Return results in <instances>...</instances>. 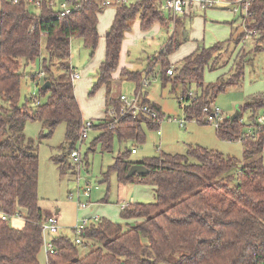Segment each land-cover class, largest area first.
I'll list each match as a JSON object with an SVG mask.
<instances>
[{
    "label": "trees",
    "instance_id": "16d2710c",
    "mask_svg": "<svg viewBox=\"0 0 264 264\" xmlns=\"http://www.w3.org/2000/svg\"><path fill=\"white\" fill-rule=\"evenodd\" d=\"M104 9L100 0H86L69 15L59 17L46 2L36 9L22 0H0V216L11 217L21 211L23 219V225L16 228L0 218V264H40L41 225L46 216L38 205L35 146L26 141L22 130L28 121H38L45 129L42 138H48L64 123L65 143L53 161L60 175L70 168L68 155L84 122L70 78V40L78 38L94 50L99 39L97 14ZM252 12L245 27L259 31L258 38L264 42V0H255ZM136 18L141 30L155 24L167 28L173 23L175 29L181 26L180 17L166 19L153 0H136L117 8L105 35V58L95 72L90 95L102 87L107 94L117 71L120 78L134 83L137 93L143 78L153 77L158 64L161 85L169 83L172 93L178 90L179 97L188 101L183 110L185 119L206 124L201 121L202 109L211 105L216 95L242 83L246 55L235 57L229 73H221L215 82L205 84L204 74L226 67L232 57L222 55L231 56L240 39L230 38L208 48L198 44L168 76V56L181 40L174 31L142 75L119 69L123 36ZM35 64L37 73H25V67ZM39 71L44 72L41 85L36 82ZM25 76L36 82V97H21ZM46 82L50 87L42 90ZM192 88L195 97L190 99ZM141 103L160 114L145 92ZM110 107L118 122L112 129L107 128L109 120L105 116L95 123L94 129L100 134L87 152L94 151L97 143L110 152L114 138L142 144L143 128L158 126L145 115H121L119 96H107L104 115ZM260 108L264 111V94L249 97L240 112L251 110L249 118L254 119ZM254 126L255 122H240L239 114L224 119L215 131L219 139L232 142ZM241 142L243 163L199 146H189L181 155L162 154L140 161L128 157L135 148L124 149L103 174L104 179L114 173L119 184L151 186L155 201L125 205L119 212L123 225L101 218L87 227L81 234L86 239L83 245L92 243L93 247L83 256L78 248L83 245H77L74 238L52 236L55 254L46 256V264H264V127L256 130L255 138H243ZM137 163L148 172L126 177Z\"/></svg>",
    "mask_w": 264,
    "mask_h": 264
},
{
    "label": "rangeland",
    "instance_id": "374dc122",
    "mask_svg": "<svg viewBox=\"0 0 264 264\" xmlns=\"http://www.w3.org/2000/svg\"><path fill=\"white\" fill-rule=\"evenodd\" d=\"M105 11L112 14L109 20L103 18L107 15V13L103 14ZM98 14L99 25H97V32L99 39L95 49L86 48L78 38L70 40L69 48L71 67L81 76L79 80L73 81L74 94L81 110L83 112L89 111L95 112V114H104L107 96L115 98L120 94H124L132 97L135 93V85L132 81L120 78L119 71H117L113 74L114 80L107 94L105 90H98L90 95L91 87L95 81V72L100 62L104 60V35L113 20V11H109L108 8ZM101 14L103 16H100ZM162 14L166 19L170 18L167 11L162 10ZM178 17L181 18L183 24L176 29L172 23L167 28L155 24L147 30L140 29V21L136 18L122 39L119 69L125 68L130 72H140L144 75L149 61L157 57L169 37L176 31L179 35L178 39L181 40L177 49L168 56L169 63L173 65L171 69H173L174 66H179L180 61L192 53L198 44L208 48L217 42L227 40L229 37V26L223 23L224 21H232L234 27H238L240 24L237 16L220 8H196L191 18ZM254 44L257 45L256 43ZM232 48L233 45L230 46V49ZM260 48L263 49L260 51L252 49V47L236 48L232 51L231 56L223 53L222 57H232L228 65L215 72H205L204 74L205 84L215 82L220 72L229 73L235 57L240 56V53L246 55L242 83L236 87H229L224 92L216 95L211 103L224 116L240 114V121L244 124L256 122L258 117L264 115L262 108L256 110L254 119L249 118L252 114L251 110L240 112V107L249 97L264 94V42H262ZM20 69L22 70L23 67L21 66ZM24 71L28 74L37 73L38 65L25 67ZM159 71L160 66L157 64L154 67V76L150 77V83L143 87V91L148 94V100L160 109L161 114L159 115L160 122L158 126L153 129L143 128L145 141L142 144L132 141L123 142L114 138L110 152L104 151L100 143L94 146V151L87 152L95 137V132L92 130L81 145H74V148L79 150L82 161L76 177L70 173V168L63 175H60L58 166L53 161V157L59 154L58 148L65 143V124H59L48 138H42L41 136L42 132L45 131L42 123L28 121L24 125L22 133L26 141L35 146V152L38 157V205L44 216L55 215L57 217L60 227L58 235L74 238L75 233L72 231V227L78 219L84 216L98 215L101 218L123 225L125 221L119 217L121 201L129 202V199H132L133 203H151L155 201L151 186L119 184L114 173L104 179L103 174L107 172L114 163L116 156L124 149L135 148L137 153L129 154L128 157L130 160L138 161L158 157L162 154L181 155L186 152L187 147L199 146L217 151L223 156L234 157L243 163L244 145L241 140L232 142L221 140L216 136L213 124H199L194 120H186L182 109L184 103L177 99L180 98L178 90L172 93L169 83L166 86H162ZM43 80L44 78L38 75L36 82L41 85ZM36 82L27 76L22 78L20 91L22 98L36 97L38 95ZM190 91L194 93L196 90L192 88ZM100 119L96 118L90 121L98 123ZM179 120H183V126L179 125ZM157 130L161 133L160 137L156 134ZM157 147L160 148V151H157ZM77 178L78 187L90 186L89 196H81L79 200L76 197ZM70 193H72L71 198L69 197ZM105 200H107L106 203H104ZM79 201L88 204V208L79 210ZM8 224L19 228L23 225V219L11 218ZM92 247V243L79 246L80 256L85 255ZM38 259L40 264H46V255L43 250L40 252Z\"/></svg>",
    "mask_w": 264,
    "mask_h": 264
},
{
    "label": "built area",
    "instance_id": "2783aa9c",
    "mask_svg": "<svg viewBox=\"0 0 264 264\" xmlns=\"http://www.w3.org/2000/svg\"><path fill=\"white\" fill-rule=\"evenodd\" d=\"M13 3H16L21 0H9ZM27 3L32 8L39 9L40 5L43 2L48 3L50 7H52L58 14L59 17H64L69 15L74 9L79 8L81 2L86 0H22ZM103 7H114L119 8L129 3H132L136 0H100ZM159 4L160 10H165L169 13L171 18H176L178 16H184L187 11L193 10L194 8L198 9H213L217 7H221L223 10L230 11L233 15L237 16L240 20V27L243 28V33L240 36V43L242 46L251 43H258L259 31L255 29H247L245 27V23L248 19H250L253 15L252 5L255 0H153ZM31 31H33V27H31ZM167 75H173V69L167 70ZM44 72L39 73V77H43ZM70 78L72 81L79 78V74L70 73ZM150 77L143 78L142 87L137 92L134 93L132 97H128L124 94L119 95V102L121 103V115H125L127 113H131L134 117L139 118L141 115H145L147 118H150L153 122L159 124L160 117L158 113L150 107L148 104L141 103L143 87L147 86L150 83ZM188 97L193 99L195 97L194 93L190 91L188 93ZM182 103V109L184 110L185 106L188 104V101L185 98H179ZM202 122L206 124H213L215 128H218L222 121L231 116H224L223 113L212 105L206 106L202 109ZM105 117L108 118V129H112L119 120V117L115 114V111L112 107L108 108L106 111ZM198 123L197 119H193ZM241 122V121H240ZM183 120H179V125L183 126ZM254 128H247L244 135L240 138L248 139L255 138L256 130L264 127V115L260 116L256 119ZM95 123L90 120H85L81 127L78 140L75 144L81 145L87 138L89 133L94 130ZM157 135H160V131L157 130ZM264 150V148H263ZM132 154L136 153L135 149L131 150ZM69 165H70V173L75 177L79 171V167L82 163L81 156L79 150L73 148L68 155ZM90 193V186L86 185L84 188L78 187V178H77V190L76 197L77 200L83 197H88ZM70 198L72 197V193H70ZM88 204L81 203L79 201L78 209L85 210L88 208ZM125 206V205H124ZM122 206V208L124 207ZM0 218L3 221H8L11 218H21L22 212L16 211L11 217L1 215ZM101 217L98 215H92L89 217H82L77 220L76 224L72 227V231L75 233L74 241L77 245H83L86 241L84 237H82V232L89 227L91 224L98 223ZM60 227L58 225V220L55 215L46 216L41 225L42 230V239H43V251L46 256L55 254L54 245L51 241L52 236L58 235Z\"/></svg>",
    "mask_w": 264,
    "mask_h": 264
},
{
    "label": "crops",
    "instance_id": "0c3cea01",
    "mask_svg": "<svg viewBox=\"0 0 264 264\" xmlns=\"http://www.w3.org/2000/svg\"><path fill=\"white\" fill-rule=\"evenodd\" d=\"M222 9L221 7H217V8H213V9ZM108 10L109 11H113V17H114V15H115V11H116V8H114V7H108ZM195 10H196V8H194L193 10H189V11H187L186 12V14L183 16V17H185V18H191L193 15H194V13H195ZM105 13H107V15H105L103 18L104 19H106V20H109V18L112 16V14L110 13H108V12H104L103 14H105ZM103 14H101L100 16H103ZM98 16H99V14H97V18H98ZM182 22V21H181ZM223 23H226L228 26H229V37L227 38V40H229L230 38H232L233 37V35H234V33L237 31V29L240 27V25L238 26V27H234V25L232 24L233 22L231 21V22H227V20L226 21H224ZM183 24V22L181 23V25ZM97 25H99V23L97 24ZM236 30V31H235ZM235 31V32H234ZM99 35V34H98ZM105 35H106V32H105ZM105 35H104V47H105ZM227 40H225V41H227ZM259 40V39H258ZM222 42H224V41H222ZM218 43V42H217ZM258 45V46H257ZM257 45H255L254 43H251V44H249V45H247V46H242L241 45V43L238 45V49H243V48H246V47H249V48H251L252 47V49H256V50H260L261 51V49H263V48H260L261 46H262V41H258V43H257ZM254 46V47H253ZM257 46V47H256ZM259 47V48H258ZM249 51V50H248ZM250 51H251V49H250ZM191 54V53H190ZM189 55V54H188ZM187 55V56H188ZM257 56H259L258 54H257ZM186 57V56H185ZM248 57V56H247ZM71 58V57H70ZM104 58H105V54H104ZM101 63V62H100ZM100 65V64H99ZM171 65V68L173 67V65L172 64H170ZM70 66H71V64H70ZM176 66H174V68H175ZM173 68V69H174ZM71 72H73V73H77V72H75V69L73 68V67H71ZM225 71H223V72H220V74L221 73H224ZM77 74H79V73H77ZM220 74H218V76L220 75ZM81 78V76L79 75V78H78V80ZM74 87V86H73ZM99 90H104V88L102 87V88H100ZM144 92V91H143ZM145 95H146V99L148 100V97H147V92L145 91ZM74 96H75V94H74ZM76 98V97H75ZM76 101H77V99H76ZM149 101V100H148ZM150 102V101H149ZM78 103V102H77ZM78 106H79V104H78ZM79 109H80V112H81V115H82V119H83V121H85V120H87V119H89V120H91V119H96V118H102L103 116H104V114L103 113H100V114H95V112H89V111H84L83 112V110H81V108H80V106H79ZM160 114H161V112H160ZM159 114V115H160ZM93 132H95V137H97L99 134H100V130H97V129H94L93 130ZM157 134V133H156ZM161 135V134H160ZM160 135H157L158 137H160ZM94 137V138H95ZM157 151H160V148L159 147H157ZM137 153V152H136ZM135 153V154H136ZM138 161H140V160H138ZM151 190H152V187H151ZM105 201H107V200H105ZM134 201H132V199H129V202H127V201H121L120 202V209L122 208V206H124V205H127V204H130V203H133ZM105 203V202H104Z\"/></svg>",
    "mask_w": 264,
    "mask_h": 264
},
{
    "label": "water",
    "instance_id": "95a60500",
    "mask_svg": "<svg viewBox=\"0 0 264 264\" xmlns=\"http://www.w3.org/2000/svg\"><path fill=\"white\" fill-rule=\"evenodd\" d=\"M243 33V28L242 27H239L237 29V31L234 33L232 39L235 41L237 39L240 38V36L242 35ZM50 87V84L49 82H46L44 83L42 86H41V89L44 90V89H47ZM237 116L236 114L232 115L231 117H235ZM148 172V169L146 167H144L142 164H134L130 167L129 171L127 172V175L126 177H130L134 174H137V175H143V174H146Z\"/></svg>",
    "mask_w": 264,
    "mask_h": 264
}]
</instances>
